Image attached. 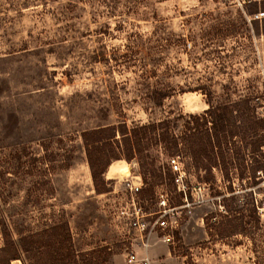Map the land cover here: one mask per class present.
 Wrapping results in <instances>:
<instances>
[{"label": "rangeland", "instance_id": "1", "mask_svg": "<svg viewBox=\"0 0 264 264\" xmlns=\"http://www.w3.org/2000/svg\"><path fill=\"white\" fill-rule=\"evenodd\" d=\"M262 5L0 0L2 233L17 244L66 224L73 251L90 264H124L132 250L151 264H264L263 140L252 153L241 134L233 137L228 146L239 151L238 159L224 174L213 164L208 180L180 140L193 126L189 117L209 107L237 106L264 120L263 20H249L252 12H264ZM163 120L178 141L174 156L192 203L165 231L154 224L157 195L166 191L171 205L181 201L167 142L147 131L146 172L135 156L112 161L104 173L106 193L93 187L81 138L95 128L124 124L129 130ZM114 139L121 145L118 131ZM127 174L132 183L143 182L138 204L151 215L145 249H138L136 229L124 214L132 210ZM197 184H205L200 193L190 189Z\"/></svg>", "mask_w": 264, "mask_h": 264}, {"label": "trees", "instance_id": "2", "mask_svg": "<svg viewBox=\"0 0 264 264\" xmlns=\"http://www.w3.org/2000/svg\"><path fill=\"white\" fill-rule=\"evenodd\" d=\"M261 2L264 4V0ZM262 9L264 11V5H262ZM252 13H256V11ZM261 20H263L261 33L264 34V18ZM236 111L239 112V117L233 115ZM207 115L209 121H207ZM189 118L193 126L186 127L180 140L184 144L185 154L199 170L207 172V174L204 173L205 180L210 179L213 164L216 166L217 162L220 163V166H223L221 170L224 174L227 173V166L232 165L233 159H238L239 151L228 146L232 144L230 141L233 137L241 134L240 139L245 141L252 153L259 151L258 142L264 139L262 131V137H257L258 129L262 130L264 127V120L255 119L237 106L209 107L202 115H191ZM237 121L242 122L240 126L237 125ZM208 124L209 126H207ZM117 131L123 137L121 145L114 139ZM147 131L158 136L161 142H167L171 156L178 153V141L169 129V123L164 120L148 126L133 127L129 130L122 124L117 128L113 126L100 127L81 133L86 162L96 191L103 190L106 193L111 191L104 189L103 181L104 173L112 161L122 158L129 161L135 156L141 170L146 172L142 140L146 137ZM157 131H161V133L158 134ZM127 134H130V137H124ZM260 151H262L261 147ZM262 154L264 155L263 151ZM254 170L252 169V171ZM205 180L199 179V182H206ZM173 187L175 189V186ZM229 211L233 212L230 208ZM227 222L233 224L234 219ZM231 226L230 229L236 225ZM2 234L3 247L0 250V264H9L10 260L21 259L19 253L25 257L24 261L22 258L23 264H26L27 260L30 262L29 264H77V257H80V261L84 264L91 263L81 253L79 255L75 250L73 251L66 224L55 225L40 233L21 237L17 244L11 241L5 231Z\"/></svg>", "mask_w": 264, "mask_h": 264}, {"label": "built area", "instance_id": "3", "mask_svg": "<svg viewBox=\"0 0 264 264\" xmlns=\"http://www.w3.org/2000/svg\"><path fill=\"white\" fill-rule=\"evenodd\" d=\"M236 1L238 5L242 7V5L259 3L262 0H236ZM262 18H264V12H257L249 16V20L260 21ZM262 134L264 135V127L262 129ZM261 149L264 152V145L262 146ZM167 166L170 170V173L174 176L175 187L180 195L181 201L180 204L171 205L168 201V194L166 193V191H163L162 193H159L157 195L158 210L155 213V215H157L158 217L155 220L154 224L157 225L158 228L162 231L174 229L178 218V212L181 209H189L190 205L192 204L188 199L184 173L181 171V168L179 166V157L178 156L169 157L167 161ZM123 178L128 193L130 195L131 206H132V210L129 213L124 212V214L130 217L131 226H133L134 229H136V234L139 237L141 246L143 248H146L148 245L146 239H148V237L147 235L144 236L146 229L145 218L150 217L151 215L146 213L141 208V206L138 204V199H137V195L142 190L143 182L139 180L138 183H132L130 181V178L128 177V174L126 176H123ZM190 189L195 193H200L202 190L205 189V184H197L195 186H192ZM201 202L203 201L197 199L195 203H201ZM163 241L168 242L169 237L164 236ZM2 246H3V234L0 227V249L2 248ZM124 264H151V263L146 256H140L136 251L132 250L126 253L124 257Z\"/></svg>", "mask_w": 264, "mask_h": 264}, {"label": "crops", "instance_id": "4", "mask_svg": "<svg viewBox=\"0 0 264 264\" xmlns=\"http://www.w3.org/2000/svg\"><path fill=\"white\" fill-rule=\"evenodd\" d=\"M259 40H264V34H261ZM50 200H54V197L49 196L48 201H50ZM63 207L66 208V204H64ZM53 208H54V207H53ZM37 212H38L37 214H39V211H37ZM34 214H36V213H34ZM34 214H33V215H34ZM38 216H40V215H38ZM39 219H40L39 217H35V222H38ZM44 220H45V219H42L41 221H44ZM14 236H15V233H14ZM147 237H148V236H147ZM148 238H149V237H148ZM141 248H143V247H142V246H138V249H141ZM143 249H145V248H143ZM9 264H23V262H22L21 259H15V260H10Z\"/></svg>", "mask_w": 264, "mask_h": 264}]
</instances>
